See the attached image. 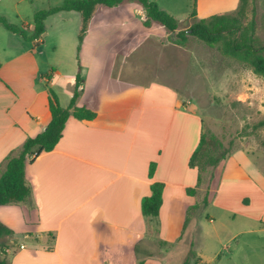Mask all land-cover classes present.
Wrapping results in <instances>:
<instances>
[{"label": "crops", "instance_id": "0c3cea01", "mask_svg": "<svg viewBox=\"0 0 264 264\" xmlns=\"http://www.w3.org/2000/svg\"><path fill=\"white\" fill-rule=\"evenodd\" d=\"M23 1L15 0L16 15L23 12L18 10ZM152 1L181 24L177 13L159 0ZM195 2L196 17L234 12L239 5V0ZM211 7L214 10L208 11ZM0 14L10 15L2 0ZM145 20V11L137 3L100 11L90 19L78 51L79 67L67 74L71 82L64 91L70 103L80 72L83 83L76 106H86L97 115L90 121L70 117L54 150L26 165L30 196L0 206V222L12 230L2 240L5 252L0 250L9 264H138L139 256L148 254L142 246L150 227L156 226L160 239L179 237L171 227L172 205L183 200V222L196 196L186 190L197 184L198 172L189 160L202 128L198 116L186 110L178 72L165 70L156 59L163 30L145 26ZM28 24L32 23L25 21L23 26ZM7 31H0V171L28 137L45 130L51 121L49 89L66 76L56 67L48 73L51 79L40 75L35 49ZM120 36V49L110 52L98 47L99 38L104 42ZM31 42L35 47L43 41ZM118 63L121 73L115 76L112 71ZM182 106L186 108L181 110ZM234 157L252 166L243 152ZM151 162L156 165L150 178ZM255 173L239 182L264 201V187L259 183L264 184V179ZM154 182L164 183L162 206L158 217H145L141 199L151 195ZM220 195L228 200L234 193L227 188ZM260 206L263 214L264 202ZM192 220L186 228L188 235ZM194 256L203 264L196 251ZM145 264L165 262L147 255Z\"/></svg>", "mask_w": 264, "mask_h": 264}, {"label": "rangeland", "instance_id": "374dc122", "mask_svg": "<svg viewBox=\"0 0 264 264\" xmlns=\"http://www.w3.org/2000/svg\"><path fill=\"white\" fill-rule=\"evenodd\" d=\"M65 1L33 0L30 3L24 0L18 9L23 12L16 15L15 0H2V6L10 11V15H0L22 27L25 21L33 23L38 11L62 5ZM126 3L135 2L126 1L123 4ZM159 3L177 13L181 24L174 32L167 31L158 23L151 24L164 33L156 59L163 63L165 70L178 72V86L184 96V105L188 107L182 106L181 110L186 108L195 113L207 140L210 143L218 141L224 148L230 149V154L216 167H209L203 172L202 183L197 187L191 203L196 205V209L190 217L186 214L184 221L181 220L183 200H176L172 205L171 227L174 233H180L179 237L174 234V238L160 239L156 226H153L142 248L165 264H183L194 239V250L203 264H264V213L260 206L264 201L262 197H255L258 195L255 190H247L239 182L253 174L255 176L256 171L264 179V124L261 125L264 121V76L255 74L249 63L224 54L219 42L207 43L186 31L196 21L210 17L190 16L196 10L195 0H159ZM33 10L36 12L31 16ZM213 10L211 7L208 11ZM26 13L28 16H24ZM252 19L255 20L256 44L264 46V0H248L242 24L246 25ZM45 27L46 31L41 36L43 42L34 47L30 41L29 45L36 51L40 75L51 73L55 67L66 74L62 76L60 85L54 84L52 88L60 105L66 107L69 100L64 90L71 82L67 74L79 67L78 51L84 39L80 42L81 16L79 13L62 12L46 19ZM1 30L8 33L3 26H0ZM179 32H183V36H179ZM110 39L102 42L104 38H99L98 47L110 52L121 48L123 38ZM150 53L155 52L151 49ZM116 66L112 71L115 76L121 73V65L118 63ZM84 70L86 73L87 69ZM237 152H243L253 167L240 164L234 157ZM259 183L264 187L262 182ZM227 188L234 193L233 197L229 195L228 200L220 195ZM205 197H209L206 207L203 205ZM187 216L193 219L190 235L186 229L182 233ZM189 264L201 263L193 255Z\"/></svg>", "mask_w": 264, "mask_h": 264}, {"label": "trees", "instance_id": "16d2710c", "mask_svg": "<svg viewBox=\"0 0 264 264\" xmlns=\"http://www.w3.org/2000/svg\"><path fill=\"white\" fill-rule=\"evenodd\" d=\"M126 1L139 4L145 11V26H150L153 22L162 25L169 32H174L179 27V20L161 9L152 0H66L62 5L38 11L34 15L32 24L22 27L13 24L6 17L0 15V24L14 34L20 35L25 41L39 40L46 31L45 21L48 17L62 11H77L82 16V27L80 31V42L88 30V23L93 15L100 11H108L118 7ZM248 0H239V5L233 13L215 14L208 18H203L193 23L186 31L191 35L207 43L221 44L224 54L238 58L249 63L253 72L264 76V46H258L255 38V20L243 25L242 19L247 13ZM196 17V10L191 14ZM179 32V36H183ZM54 70V69H53ZM51 79L49 74L46 75ZM83 83L80 72L75 77V88L73 96L67 107H62L57 94L52 88L49 89V110L51 121L45 130L35 137H28L22 147L11 153L6 160L5 166L0 171V206L21 202L26 200L31 194V187L27 184L25 169L28 163H32L36 157L43 152L54 150L63 136V131L67 120L70 117L79 120H93L96 112L86 106H76V101L80 95V86ZM264 121L261 122V125ZM230 154V149L224 148L218 141L210 143L204 132L201 133L199 143L193 151L189 166L197 169V184L194 188H187L189 195H196L197 187L203 180V172L209 167H216L222 160ZM155 162H151L149 167V177L151 178L155 170ZM151 195L141 199V210L145 217L156 218L163 202L164 183L154 182L150 186ZM208 204L207 197L203 199V205ZM187 215L190 217L196 205L189 207ZM185 220L183 232L186 229L190 218ZM12 230L4 223L0 222V250L5 252L2 240L10 236ZM193 241L185 256L183 264H189L190 259L195 254ZM138 252V250H137ZM150 256V254H148ZM0 264H9L5 258L1 257ZM138 264H145V258H138Z\"/></svg>", "mask_w": 264, "mask_h": 264}]
</instances>
